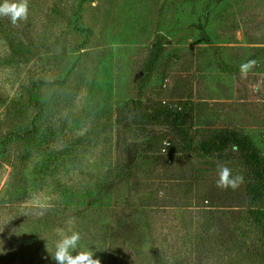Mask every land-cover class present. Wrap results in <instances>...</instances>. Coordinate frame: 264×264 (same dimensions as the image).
<instances>
[{
    "label": "rangeland",
    "instance_id": "obj_1",
    "mask_svg": "<svg viewBox=\"0 0 264 264\" xmlns=\"http://www.w3.org/2000/svg\"><path fill=\"white\" fill-rule=\"evenodd\" d=\"M27 3L0 16V264H53L74 230L101 264H264L232 143L196 151L237 135L264 155V0ZM140 94L183 115L193 151L170 124L144 137ZM218 166L243 183L218 188Z\"/></svg>",
    "mask_w": 264,
    "mask_h": 264
},
{
    "label": "trees",
    "instance_id": "obj_2",
    "mask_svg": "<svg viewBox=\"0 0 264 264\" xmlns=\"http://www.w3.org/2000/svg\"><path fill=\"white\" fill-rule=\"evenodd\" d=\"M153 50V60L149 68L147 80L151 77L154 63L161 53V44H155ZM131 117L134 125L140 132H144V137H149L148 127L158 124H170L177 137L180 138L182 146L189 151H193L191 136L184 126L183 115L170 108L148 112L142 102L140 94L131 104ZM232 143L233 150H236L232 161L236 168L243 171L247 182V206L248 216L253 224L259 229L264 240V155L257 151L251 140L247 136L228 135L219 140V144H211L209 147H201L196 151L206 157H212L215 150H224ZM173 149V145L172 148Z\"/></svg>",
    "mask_w": 264,
    "mask_h": 264
},
{
    "label": "clouds",
    "instance_id": "obj_3",
    "mask_svg": "<svg viewBox=\"0 0 264 264\" xmlns=\"http://www.w3.org/2000/svg\"><path fill=\"white\" fill-rule=\"evenodd\" d=\"M0 16L8 17L11 24L16 25L28 16L27 0H0ZM256 65V61L249 59L240 65L241 75L247 73ZM264 82L258 81L253 86V91L261 88ZM218 188L236 189L243 183V176H233L231 170L226 166H218ZM82 234L79 230L63 233L53 244L51 254L47 252L53 264H101L99 258L95 257L96 251L91 246L81 249Z\"/></svg>",
    "mask_w": 264,
    "mask_h": 264
},
{
    "label": "built area",
    "instance_id": "obj_4",
    "mask_svg": "<svg viewBox=\"0 0 264 264\" xmlns=\"http://www.w3.org/2000/svg\"><path fill=\"white\" fill-rule=\"evenodd\" d=\"M172 148V144L170 142H165L163 144V154L164 155H169V151ZM170 163H172V160H170Z\"/></svg>",
    "mask_w": 264,
    "mask_h": 264
}]
</instances>
